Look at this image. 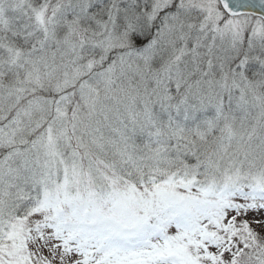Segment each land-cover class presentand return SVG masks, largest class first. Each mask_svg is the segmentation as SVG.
<instances>
[{
    "label": "snow or ice",
    "instance_id": "6c2138e0",
    "mask_svg": "<svg viewBox=\"0 0 264 264\" xmlns=\"http://www.w3.org/2000/svg\"><path fill=\"white\" fill-rule=\"evenodd\" d=\"M0 264H264V0H0Z\"/></svg>",
    "mask_w": 264,
    "mask_h": 264
}]
</instances>
